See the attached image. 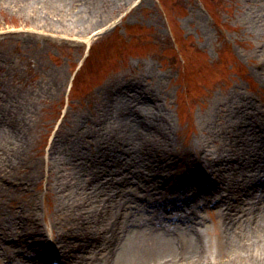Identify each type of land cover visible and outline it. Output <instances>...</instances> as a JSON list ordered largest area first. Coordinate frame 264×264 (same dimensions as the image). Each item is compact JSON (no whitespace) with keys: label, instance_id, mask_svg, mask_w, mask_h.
I'll return each mask as SVG.
<instances>
[{"label":"rangeland","instance_id":"374dc122","mask_svg":"<svg viewBox=\"0 0 264 264\" xmlns=\"http://www.w3.org/2000/svg\"><path fill=\"white\" fill-rule=\"evenodd\" d=\"M95 5L89 15L85 11L87 16H39L33 3L0 0V115L11 118L16 113L26 122L18 155L1 142L0 134V175L8 176L0 179V186L7 188L0 209L14 218L35 211L37 225L47 234L56 188L67 175L57 168L64 179L49 180L48 185L50 146L60 131L63 138L72 133L80 116L89 118V137L80 143L79 153L100 156L105 142L116 145L124 137L123 118H128L120 97L115 96L112 109L122 118H110L100 129L92 116L115 88L134 84L137 96L158 99L170 118L172 153L198 150L202 144L216 157L221 145L202 133V125L213 119L217 137L223 120L210 113L225 104L234 111L238 100L250 101L258 111L255 119L264 120V78L255 75L261 61L253 58L264 43L250 26L253 7L246 0H117L110 8ZM115 21V28L96 35ZM14 159L20 165L4 169ZM31 171L37 181L26 175ZM202 204L198 208L205 226L198 227L212 242L220 212L214 204Z\"/></svg>","mask_w":264,"mask_h":264},{"label":"bare ground","instance_id":"6f19581e","mask_svg":"<svg viewBox=\"0 0 264 264\" xmlns=\"http://www.w3.org/2000/svg\"><path fill=\"white\" fill-rule=\"evenodd\" d=\"M3 1L33 3L39 16H87L98 2L110 8L117 0ZM246 3L253 7L248 13L251 29L264 43V0ZM253 58L261 61L255 75L264 78V50L255 51ZM133 86L115 88L92 114L105 129L110 118L121 117L112 109L115 96L120 97L128 118H123L124 137L116 145L105 142L100 156L79 153L80 143L89 137L88 116H80L66 137L60 131L51 144L48 185L64 179L59 168L67 175L56 188L48 234L37 225L35 211L14 218L0 209V262L42 264L56 258L62 264H264V120L255 119L256 107L240 99L234 111L227 104L211 111L210 116L222 117V132L213 135L212 119L203 123L202 133L221 145L216 157L202 144L198 150L172 153L168 114L157 98L137 96ZM10 116L0 115V134L15 156L23 146L26 122L16 113ZM20 163L10 160L4 169L14 170ZM181 164L186 169L180 171ZM175 169L179 171L172 173ZM26 175L37 181L32 171ZM6 177L0 175L1 180ZM0 189L3 197L7 188ZM201 204H214L220 212L212 242L198 227L205 226Z\"/></svg>","mask_w":264,"mask_h":264}]
</instances>
